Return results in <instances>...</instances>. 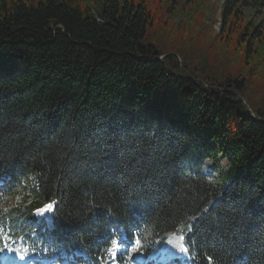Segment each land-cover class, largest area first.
Instances as JSON below:
<instances>
[{
	"label": "trees",
	"instance_id": "trees-1",
	"mask_svg": "<svg viewBox=\"0 0 264 264\" xmlns=\"http://www.w3.org/2000/svg\"><path fill=\"white\" fill-rule=\"evenodd\" d=\"M3 177L0 249L264 264V0H0Z\"/></svg>",
	"mask_w": 264,
	"mask_h": 264
},
{
	"label": "rangeland",
	"instance_id": "rangeland-1",
	"mask_svg": "<svg viewBox=\"0 0 264 264\" xmlns=\"http://www.w3.org/2000/svg\"><path fill=\"white\" fill-rule=\"evenodd\" d=\"M210 3L213 5V6H215L217 9H218V11L221 9V7L226 3V0H210ZM244 13L246 14V16L249 18V19H252V17H254L253 16V14H252V12H251V10H249V9H245L244 10ZM217 15V14H216ZM216 20H217V22H218V17L216 18ZM216 22V24L213 26V28H212V32L213 33H215V35L218 33V31H219V23H217ZM206 164H209V162L207 161V162H205ZM226 165V162L225 161H223V160H220V162H219V167H223V166H225ZM209 169V168H208ZM208 169H206L205 170V172H206V174L208 175V176H210L211 177V179L214 181V182H218V171L217 170H214V171H209ZM48 219V218H47ZM46 219V224L48 225L50 222H49V220H47ZM39 225L41 226V227H43L44 226V223L43 222H41V223H39Z\"/></svg>",
	"mask_w": 264,
	"mask_h": 264
},
{
	"label": "snow or ice",
	"instance_id": "snow-or-ice-1",
	"mask_svg": "<svg viewBox=\"0 0 264 264\" xmlns=\"http://www.w3.org/2000/svg\"><path fill=\"white\" fill-rule=\"evenodd\" d=\"M52 207H53V204L52 203H48L46 205H44L43 207L41 208H37V212L39 214H43L47 211H51L52 210ZM122 243V241H118V240H112L111 241V246L107 249V252L108 254L112 255L113 257H115V254H116V249L120 246V244ZM140 240L137 239L135 241V244H134V247H133V251H136L140 248ZM5 248H7L8 246L7 245H4ZM3 249H0V251H2ZM21 259H23V257H21Z\"/></svg>",
	"mask_w": 264,
	"mask_h": 264
},
{
	"label": "bare ground",
	"instance_id": "bare-ground-1",
	"mask_svg": "<svg viewBox=\"0 0 264 264\" xmlns=\"http://www.w3.org/2000/svg\"><path fill=\"white\" fill-rule=\"evenodd\" d=\"M167 247L171 250L173 254L183 253V248L179 244L175 243L172 238L169 240V246Z\"/></svg>",
	"mask_w": 264,
	"mask_h": 264
},
{
	"label": "water",
	"instance_id": "water-1",
	"mask_svg": "<svg viewBox=\"0 0 264 264\" xmlns=\"http://www.w3.org/2000/svg\"><path fill=\"white\" fill-rule=\"evenodd\" d=\"M254 115V114H253Z\"/></svg>",
	"mask_w": 264,
	"mask_h": 264
}]
</instances>
